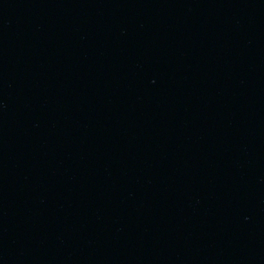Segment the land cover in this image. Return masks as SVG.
Instances as JSON below:
<instances>
[{
    "label": "water",
    "instance_id": "1",
    "mask_svg": "<svg viewBox=\"0 0 264 264\" xmlns=\"http://www.w3.org/2000/svg\"><path fill=\"white\" fill-rule=\"evenodd\" d=\"M0 264H264V0H0Z\"/></svg>",
    "mask_w": 264,
    "mask_h": 264
}]
</instances>
